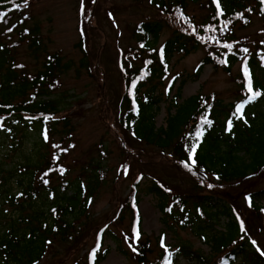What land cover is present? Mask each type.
<instances>
[{
  "label": "trees",
  "instance_id": "trees-1",
  "mask_svg": "<svg viewBox=\"0 0 264 264\" xmlns=\"http://www.w3.org/2000/svg\"><path fill=\"white\" fill-rule=\"evenodd\" d=\"M199 1L154 0L158 4L157 18L147 19L136 26L134 36L139 48L128 53L133 59L130 60V66L122 70L123 92L119 120L126 131H132L138 139L160 148L171 147L177 138L172 151L181 162L175 163L189 175L195 191L169 192L154 181L147 186L145 193L156 198L168 232L189 230L201 238L206 236L207 231H212L208 237L210 251L205 254L183 242L156 253L150 238L143 236L139 230L138 240L134 239V233L127 238L132 245L129 257L134 264H169V261L170 264L181 261L187 264H264V243L261 244L254 234L248 218L243 214L240 218L235 213L234 206L237 203L234 197L225 189H216L220 182H240L264 171V113L247 115V111L257 107L264 96V4L261 0H251V3L250 0H219L218 9L217 0H209L208 15L197 20L189 13L188 7L190 2ZM34 2L0 0V13H6L0 28H5V32H17L24 41L30 37L29 48L36 52L42 38L40 28L26 27V23L32 19L27 11ZM252 16L258 17L262 23L257 36L254 39L250 35L240 36L239 32L250 26ZM166 29L172 35L157 48ZM82 45L83 42L77 44L83 53L81 67L93 75L97 70L94 58L84 52ZM199 49H203L205 57L190 78H200L207 66L232 75L235 64L245 65L246 62L253 91L261 95L249 102L248 83L243 73L237 79L240 99L230 107H226L215 93L192 96L168 120L166 131L157 130L154 110L162 100L158 85L169 76L175 55L187 57ZM243 49H247V53ZM7 51L0 44V131L5 130L10 135L8 131L14 123L26 125L29 122L31 126L41 129L39 141L42 144L45 143L46 133L42 129L45 125H49L53 133H57L59 126L64 129L63 134L73 131L69 119L62 115L63 108L59 102L51 99L55 84L60 83V74L71 68V62H63L62 53L58 51L46 57L43 70L39 73L19 75L15 66L9 65ZM145 53L146 57L143 55ZM43 97L48 99L38 100ZM241 104L244 105V111L239 114L236 109ZM205 117L210 124L204 123ZM63 122L64 125H61ZM182 128L183 136H180ZM15 134L18 133L15 131ZM16 135L13 139L17 140ZM22 141V137L19 138L20 144ZM193 144L198 145L195 153L197 167L207 175L214 176L217 183L210 181L209 177H202L193 171L192 166L184 163L183 159L190 155ZM241 154L248 156V159L245 160ZM60 158L59 155L49 160L47 155L38 154L36 162L21 166L26 173L24 180L19 181L21 192L18 197L11 193L12 187L5 183V177L0 180V185L11 194L7 198L9 204L19 212L18 218L0 234V264H37L44 258L49 244H68L74 241L78 244L80 241L86 222L90 221L87 215L88 204L99 189L97 175L94 171L96 176L87 185L81 180L71 195L66 191L59 194L54 181L59 176L61 180L64 179L70 171L68 167L60 165ZM99 168L100 164H97L95 169ZM63 181L68 184L66 180ZM137 184L133 185L130 194L119 205V215L112 224L117 220L123 223L126 214L135 216L142 193V188ZM48 191H52L56 197L52 202L42 198ZM261 195H264V188L249 194L250 204L259 213L264 210V206L256 203V198ZM222 218H226L228 223L218 230ZM134 219L138 222L137 227H140L138 217ZM106 240L116 241V236L110 230L103 229L90 250V257L87 255V264H100L107 259L109 247L105 248ZM121 251L127 256V252L123 249Z\"/></svg>",
  "mask_w": 264,
  "mask_h": 264
},
{
  "label": "rangeland",
  "instance_id": "rangeland-1",
  "mask_svg": "<svg viewBox=\"0 0 264 264\" xmlns=\"http://www.w3.org/2000/svg\"><path fill=\"white\" fill-rule=\"evenodd\" d=\"M34 1L27 11L32 19L26 23V27L40 28L42 38L39 50L35 52L29 48L30 37L25 41L21 40L17 32H5V28H0V44L8 50L9 65L13 64L19 75L39 73L43 70L46 57L58 51L62 53L63 62H71V68L60 74V83L55 84L51 99L59 102V106L63 108L62 115L69 119L73 131L63 134L64 129L59 126L57 133H53L49 125H45L42 127L46 133L43 144L39 141L41 129L31 126L29 122L26 125L14 123L8 131L10 135L5 130L0 131L3 134L0 137V180L5 177V183L12 187L11 193L18 197L21 192L19 181L24 180L26 173L25 168L20 167L36 162L38 154H45L49 160L60 155V165L70 170L64 179L61 180L59 176L54 181L57 193L66 191L71 195L81 180L87 185L96 175L99 185L97 193L88 204L87 215L90 221L86 222L78 244L75 241L68 244H49L47 253L37 264H87V255L90 257V250L98 233L103 229L110 230L116 236V241H105V248L109 247V255L100 264H134L129 257L131 247L127 238L134 233V228L139 227L134 219L136 217L141 222L140 232L150 238L156 253L166 247L187 242L194 249L208 254V237L212 231H207L206 236L201 238L194 236L189 230L168 232L156 198L145 193L147 186L154 181L169 192L195 191V185L189 175L175 163L181 162L172 151L177 138L171 147L160 148L138 139L132 131H126L119 120L123 92L122 70L123 67L130 66V60L133 59L128 53L139 48L134 36L135 28L140 22L157 18L158 4H155L154 0H84L85 11L82 16L81 0ZM208 2L209 0L190 2L189 13L197 20L203 19L209 12ZM261 27V20L252 16L250 26L240 31L239 35H250L254 39ZM171 35L172 32L166 29L156 47L159 48ZM80 42H83L84 52L94 58L93 63L97 70L93 75H89L87 70L81 67L83 53L81 48L77 47ZM143 55L146 57L147 53ZM204 57L205 52L199 49L187 57L175 55L172 59L169 76L157 88L162 98L159 107L154 110L157 130L166 131L168 120L175 116L177 108L192 96H209L215 93L226 107L240 99L237 79L244 73L243 63L234 65L232 75L207 66L201 77L193 80L190 76H193L194 69ZM47 99L48 97H43L38 100ZM261 99L257 107L247 111V115L264 113V96ZM243 111L244 107L239 114ZM61 125H64V122ZM15 135L17 140L13 139ZM180 136H183V128ZM21 137L22 144L19 143ZM241 157L248 159V156L243 154ZM193 159L195 160V155L191 159L189 155L183 160L193 167V171L217 183L214 176L207 175L197 167L196 160L193 164ZM97 164H100L99 170L95 169ZM63 180L68 184H64ZM137 182L138 187L142 188L138 211L135 216L126 214L123 223L117 220L112 224L119 215V205ZM218 187L216 189H225L234 197L237 203L234 206L235 213L240 218L241 214L248 218L254 234L263 244L264 210L259 213L252 207L249 194L264 188V171L240 182H220ZM10 195L6 187L0 185V234L19 216V212L12 208L7 200ZM42 198L52 202L56 197L52 191H48ZM36 201L39 200L34 202ZM256 203L264 206V195L258 196ZM212 219L215 218L212 216ZM227 223L228 220L222 218L218 230L224 228ZM121 249L127 252V256ZM178 264L187 263L181 261Z\"/></svg>",
  "mask_w": 264,
  "mask_h": 264
},
{
  "label": "snow or ice",
  "instance_id": "snow-or-ice-1",
  "mask_svg": "<svg viewBox=\"0 0 264 264\" xmlns=\"http://www.w3.org/2000/svg\"><path fill=\"white\" fill-rule=\"evenodd\" d=\"M261 3L262 4H264V0H261ZM217 7H218V9H219V0H217ZM84 11H85V8H84V0H81V15L83 16L84 15ZM6 16V13H0V22H2L3 20H4V17ZM226 27V26H225ZM9 30H11V29H9ZM82 35H83V32H82ZM228 47H230V46H228ZM243 51L245 52V53H247V49H243ZM244 73H245V77H246V79H247V81H248V84H247V91L250 93V95H249V97H248V100H249V102L250 101H252L253 99H255L256 97H258V96H260L261 95V93H259V92H254L253 91V87H252V81H251V77H250V75H249V73H248V70H247V63L245 62V65H244ZM132 87L134 88L135 87V84L133 83V85H132ZM243 107H244V105L243 104H241V105H238L237 106V109H236V111H237V113H241L242 112V110H243ZM204 123H209L210 124V121H208L207 120V118L205 117V119H204ZM0 124H2V121H0ZM228 126H229V129L231 128V121H229V124H228ZM199 133H198V137H199ZM197 144H193L192 146H191V152H190V159L192 158V157H194V155H195V153H196V148H197ZM192 163L194 164L195 163V160L193 159L192 160ZM186 167H187V165H185ZM139 236H140V233H139V229L138 228H134V239L135 240H138L139 239ZM132 245H130V247H131ZM134 251H135V249H133ZM95 251L96 250H94L93 251V253H92V255H93V257L95 256ZM169 264H170V261H169Z\"/></svg>",
  "mask_w": 264,
  "mask_h": 264
}]
</instances>
